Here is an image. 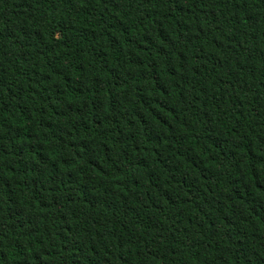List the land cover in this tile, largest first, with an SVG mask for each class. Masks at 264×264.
Returning a JSON list of instances; mask_svg holds the SVG:
<instances>
[{
    "label": "trees",
    "instance_id": "1",
    "mask_svg": "<svg viewBox=\"0 0 264 264\" xmlns=\"http://www.w3.org/2000/svg\"><path fill=\"white\" fill-rule=\"evenodd\" d=\"M0 264H264V0H0Z\"/></svg>",
    "mask_w": 264,
    "mask_h": 264
}]
</instances>
